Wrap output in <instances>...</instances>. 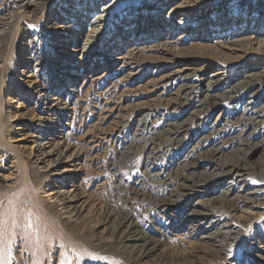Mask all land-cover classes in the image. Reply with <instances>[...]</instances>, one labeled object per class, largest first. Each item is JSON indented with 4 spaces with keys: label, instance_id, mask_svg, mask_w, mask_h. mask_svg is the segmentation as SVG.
<instances>
[{
    "label": "bare ground",
    "instance_id": "6f19581e",
    "mask_svg": "<svg viewBox=\"0 0 264 264\" xmlns=\"http://www.w3.org/2000/svg\"><path fill=\"white\" fill-rule=\"evenodd\" d=\"M81 1L0 0V144L9 148L3 122L10 124L12 118L5 112L4 98L9 97V91L4 85L9 86L10 61L18 49L22 30L52 29L58 26L60 14L73 5L72 11L80 21L89 16L92 20L78 28L80 34L86 35L78 54L58 64L60 68L51 66L49 80H40L32 89L34 94L39 93L42 105L40 115L33 119L37 117L38 127H45L36 134L34 146L26 151L43 179L34 188L25 185L22 203L17 199L18 192L5 189L8 187L0 181V222L8 219L15 223L18 236L25 242L27 239L31 246L46 241L45 264H50L54 254L52 244L67 264H116L117 259L126 264H214V258L224 255L220 248L223 239L234 240L241 229L254 226V220L263 218L248 219V223L233 220L230 214L240 210L241 205L264 208V153L257 164L250 163L264 148V0H84L82 5ZM59 3L62 11L54 12L53 6ZM231 5L236 8L230 9ZM122 12L127 17L122 18ZM249 15L254 18L255 28L244 33L236 24H245ZM171 18L173 22L169 21ZM229 21L233 26L223 28ZM179 30L182 32L177 34ZM205 40L229 53L227 60L220 61L208 76L214 65L212 60L181 54L188 42L195 48H208ZM30 44L37 45L34 36ZM118 45L125 47V55L118 56L123 48ZM101 55L104 61L100 64ZM239 65L243 67L240 71ZM90 68L95 70L92 76H83ZM233 69L234 74L229 77L227 73ZM75 73H80L88 85V95H82L84 101H91L97 88L115 79L116 86L111 85L109 93L113 98L118 95L119 101L110 113L111 117L118 113L121 120L111 137L113 149L105 157L109 182L102 203H95L99 223L94 224L91 234L85 229L93 215H84L77 205L83 199L77 190L79 169H74L73 174L70 169L62 170L63 164L75 167L83 153L63 162L62 143L56 139L67 136L53 129L61 128L60 118L69 109L62 100L61 89L53 98L51 87L54 83L58 87L70 84ZM145 76L151 78L145 94L125 93L127 84ZM69 92L72 99L75 92ZM53 106H58L63 114L57 116ZM220 108L228 111L224 123L211 121L212 113ZM156 116L162 119L150 124ZM191 132L194 133L189 138ZM85 142L92 143L90 138ZM51 143L54 146L46 151ZM199 169L207 175H197ZM231 175L237 180L229 182L230 190L223 193L219 207L207 209L204 214L187 215L182 210L185 201L200 198L210 185ZM114 181L119 185L112 186ZM66 183L72 184L73 191L66 189ZM36 186L40 190L48 187L53 204L37 196ZM169 209L176 214L183 212L182 222L189 223L192 229L190 236L200 235L217 248L197 246L182 250L168 246V231L178 228L173 221L157 237L144 235L151 227L150 216ZM212 219L220 222L216 233L203 229L207 223L212 226ZM0 226L2 229L4 224ZM36 226L42 228L38 230ZM101 226L104 231L98 230ZM73 230H81V236Z\"/></svg>",
    "mask_w": 264,
    "mask_h": 264
},
{
    "label": "rangeland",
    "instance_id": "374dc122",
    "mask_svg": "<svg viewBox=\"0 0 264 264\" xmlns=\"http://www.w3.org/2000/svg\"><path fill=\"white\" fill-rule=\"evenodd\" d=\"M83 2L84 0L81 1V5L84 4ZM60 3L59 5L53 6L52 9L54 12L62 11L63 6ZM74 7L75 5L70 6L65 12L61 13L58 17V26L52 27V29H40L36 32V30L27 31L24 27L20 35L18 49L10 61L11 75L8 78L9 86L4 85V88L9 91V97L4 98V107L6 114L11 116L12 119L10 121L12 122L10 124L8 122H3L5 123L4 136L7 138V140H9L8 142L10 148L0 144V181H2L8 187L5 189L13 188L14 191L18 192L17 199L18 201H21V203L24 198L23 195H25L27 189L25 185H32L31 188H34V185H38V183H40L43 179V174L39 173L35 169V166L32 164V160L28 157L26 151L27 147L34 146L32 141L35 139L36 134L38 131L43 130V127H45L43 125L38 127L37 117L33 119V116L40 115V108L42 105L41 99H38L40 98L39 93L34 94L32 89L38 84V82H40V80H49L50 76H48L47 73L51 66H57V68H60V65L58 64L65 62L66 58L74 57L78 54V50L81 48V42L86 36L80 34L78 28H81V25L84 26L87 23L92 22L90 16L85 18L83 21H80L78 18L79 16L74 15L72 11V8ZM229 8H236V6L231 5ZM66 12H69V14H66ZM123 13L125 14V12H122V18L127 17L126 15H123ZM210 15L212 16V13L209 14V16ZM164 16L165 15H163V17ZM176 17L177 16L175 15L173 19ZM64 19H68L67 21L69 22L64 21ZM173 19L171 18L169 21H172ZM253 19L254 18L252 15H249L245 24H236V27H239V29L243 28L244 33H246L247 29L255 28ZM257 20L259 19L257 18ZM239 21L240 20H238V22ZM248 21L250 22L248 23ZM202 22L203 20L201 23ZM114 23L115 19L110 22L111 26ZM226 23H229V25L223 27L225 29H230L233 26L232 22L230 21ZM259 23L260 22H258V24ZM262 25H264V22ZM180 32L182 31L179 30L177 34H180ZM207 32V35L209 36L210 31L208 30ZM32 36H34L37 40V45L35 47L30 44ZM204 42L208 48H195L192 47L193 44L191 42H188L183 46L185 51H183L181 54H190L191 56H199L212 60L214 65L212 66V69L209 71V73H207L208 76L214 69H216V66L220 61L224 62L227 60L226 57H228L229 53L225 49L216 47L211 41L205 40ZM118 46L123 47L121 45ZM124 48L125 47L121 48V50L117 52L118 56L125 55L126 52H124ZM103 56L104 55L99 56V58L101 57L100 64L104 61L102 60ZM56 61L57 63H55ZM118 67L119 65L117 68ZM238 67L239 71L241 68H243L242 65L237 66V68ZM93 68H90L87 71V74H83V76H92V73L95 72V70H92ZM80 69L81 67L79 65L78 70L80 71ZM101 70H99L98 76L102 74L103 70ZM232 74H234V69L233 71L227 73L229 77L232 76ZM73 75L75 78L69 79V81L71 80L70 84L65 83L63 84L65 86L58 87V85L54 83L51 87L53 98H56L55 95L57 94V91L61 89V92H63L62 100L66 103V106L68 107L67 109H69L67 112H64L65 114H63V112L60 113L58 111V106H53L57 116L60 114L65 115V117L63 116L60 118L59 125H61V128H57L59 126H55L53 129L61 131L59 132L60 134L63 133L67 136V138H64V140L56 139V142L62 143L61 149L63 151V162L72 160L78 152L83 153V155H81V157L75 163V167L66 166L63 164L62 170L65 171L70 169L72 171L71 174H73L75 172L74 169H79L78 179L80 178L81 180H79L80 187L77 188V190L83 199L80 200L77 205L80 207L84 215H88L90 213L93 215L90 218L91 223H89L85 229L86 233L88 232V234H91V231L95 226L94 224L99 221V218L94 210L95 203H102L101 199L107 187V183L109 182V176L104 169V163L106 159L105 157L106 154L111 152L113 149L112 147L114 144L111 142L113 140L111 139L112 134L121 126V120H119L117 116L118 113L114 112L112 117L110 113V110L117 106L119 100L116 98L118 95L113 98L109 93V90H111V85L116 86V82L114 81L115 79H110L107 80V84H102L100 88L96 89V92L94 91L91 101H84L83 98L89 93L87 87L88 85L83 83V76L80 77V73H75ZM150 79V76H145L142 77V79L135 80L133 84H127L128 90L126 88L125 93L130 96L135 95L138 91L141 92V94H145V91L147 90L146 84ZM120 90L122 91L123 88ZM69 91L75 92V95L72 99H70L68 95ZM78 98L83 99L82 102L78 101ZM50 104L54 105L55 103ZM227 114L228 111L226 109L220 108L212 113L210 119L211 121L218 120L219 122L224 123L223 121L227 118ZM160 119H162L161 116L153 117L150 119L151 121H149V123L152 124L154 122H158ZM54 121L56 123L57 120ZM131 125L133 128L134 123ZM14 129L19 130L15 131ZM70 133L73 134L72 136L68 137V134ZM193 133L194 132L188 134L189 138H191ZM50 137L51 136H49V138ZM89 138L92 143L87 144L85 140H88ZM66 144H69V146ZM53 146L54 143H51L46 151H50ZM263 153L264 148L250 160V163L253 165L257 164ZM16 155L21 158L22 162L18 161ZM168 163H170V160ZM207 173L203 174L202 169L197 171V175L200 176H205ZM61 180L68 181V179L65 177H62ZM233 180H237V178L234 175H231L229 179L210 185L200 198L194 197L185 201L181 206L182 210L184 209V212H186L187 215L193 212L204 214L207 212V209L219 207V202L224 199L223 193L227 190H230L231 183L229 182ZM79 184L77 183L76 185ZM111 184L112 186H118L119 182L114 181ZM71 185L72 184L70 183H66V189L73 191ZM36 187L37 196L47 203L53 204L54 201L51 199L52 195L50 191H48V187H45V189H43L44 191L40 190L39 186ZM1 200L2 199L0 198V202H2ZM240 207V210L230 214L233 220L248 222V219L254 220L258 217L263 218L254 220L256 223L252 224L254 226L241 229L234 240L229 241L228 239H223L220 244V248L223 250L224 255L216 257V259L214 258V264H264V208L262 210H256L252 206L243 207V205H241ZM176 212H179V214L174 213L170 209L164 212L159 211L154 213L152 216H150L151 227L143 232L144 235L147 237H157L159 231H164L163 228L166 229V226L169 225L168 223L173 221V225H177L176 227L178 228L168 231V246H176L182 250H188L197 246H200L201 249L207 250H213L217 248V245L210 244L207 243L206 240H202L200 235L196 237L190 236L192 232L190 224H184V221L182 222V220H184L182 211ZM172 217H175V220H173ZM10 221L12 220L10 219ZM211 222V227L209 226L210 224L207 223L203 229L207 232L216 233L217 230H219L218 228L220 227V222L217 221V219H212ZM41 224L42 223H39V225ZM0 225L3 226L2 229L0 228V264H45L43 263L45 262V258L43 256H46V252L48 251L46 241H42L34 246H31V244L27 242V239L25 242L23 238L18 236L19 234L15 223H9V220L6 219L4 222H0ZM41 226H38L39 228L36 226V229L38 228V230H40V228H42ZM103 229V226H101L98 230L104 231ZM73 231L80 234V236L82 234L81 230ZM15 232L17 234H14ZM12 234L16 235L17 237L12 236ZM38 235L39 238H42V236H40L41 232L38 233ZM52 249L54 254L50 256V264H67L62 261V258L60 259L58 256L59 252L57 250V246L52 244ZM33 251L35 255L33 254ZM92 257L95 259V257L98 258L100 256ZM115 263L126 264L122 259L115 260Z\"/></svg>",
    "mask_w": 264,
    "mask_h": 264
}]
</instances>
